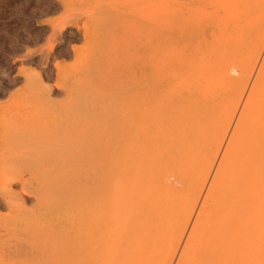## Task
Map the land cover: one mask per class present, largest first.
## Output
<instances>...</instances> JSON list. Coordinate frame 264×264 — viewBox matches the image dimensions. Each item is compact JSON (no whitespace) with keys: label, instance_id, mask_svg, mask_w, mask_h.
Returning a JSON list of instances; mask_svg holds the SVG:
<instances>
[{"label":"rangeland","instance_id":"obj_1","mask_svg":"<svg viewBox=\"0 0 264 264\" xmlns=\"http://www.w3.org/2000/svg\"><path fill=\"white\" fill-rule=\"evenodd\" d=\"M182 2L183 0H0V264H78L79 260V264H92L93 259L96 264H178L183 253L193 245L197 235L200 234L201 212L208 191L211 188L216 171L223 163L224 155L231 150L229 142L236 126L241 122V117L243 118L245 104L253 99L258 103L261 102L260 104H262L261 107L264 111V82L263 84L258 82L264 78L261 76L263 74L262 69L264 70V0H261L258 7L252 5L251 2H249L251 4L247 3L246 0H209L210 5L206 17L201 16L197 20L192 17H190V20V18L180 13ZM244 2L249 5L247 6ZM250 7L253 8L250 9ZM134 19L137 20L138 25L135 24ZM194 20H196L195 24ZM130 21H133L131 22L132 24ZM158 21L160 22L158 23ZM140 23L144 24L140 25ZM162 24L167 27L163 32L164 34L162 31L160 33ZM243 24L244 27L242 28ZM186 25L188 26L187 29L192 26L197 36L187 39V37H180L183 33H175L180 40L176 39L177 42L175 44L172 39H169L165 44L162 43L163 50L161 51L159 38H170L169 35H172L174 31L184 29ZM238 27L241 29H238ZM154 30H158L159 35L161 34L159 38L158 33L156 32V34ZM169 31L172 33L170 34ZM184 35L186 34L184 33ZM235 44L236 46L234 47ZM244 44H246V47ZM174 45H177L179 51L176 52H179L181 56L189 52L192 55L188 66L186 64L185 66L182 64L183 67L180 65L175 70L178 73L175 74L172 70L171 74H174L173 76L168 73L171 82L168 78H165V80L168 79L165 82L171 83V86H173L174 93H179L174 98V101L176 102L177 100L175 99H178V102L182 103L186 99L185 101H188L187 105L185 103L181 107L183 109L189 108L188 111L192 109L193 102L197 101L196 105H199L198 107L201 106L200 109H202V106L205 108L202 109L206 117L203 115V119L210 120L211 117H207L208 110L210 113L213 110L212 115L215 111L218 114L215 113L216 115L212 116L210 124L208 122L209 125L205 124L207 129L210 127L213 131L219 130L222 124L225 127V133L216 156L208 167L201 190L196 193L192 189L184 192H181V188L170 189L161 197H150L147 195L144 186H141L146 183L136 184V186L128 184V187H126L129 190L128 192L130 193L131 191L138 198L133 200L132 197H129L126 201H123L121 198L111 197L107 190H102L103 187H100L102 189H99V193L101 194L103 191V197H101L99 204L94 209L84 212L76 220L83 229L93 219L103 225L97 241L96 252L89 253L85 239L78 236L64 243L63 240L66 241V238L62 239L61 236L63 235L65 220L59 216V213L65 203L60 199L61 196H58L61 182L64 178H60L62 176L58 169L61 171L60 168L67 162L77 161L75 157H79V154L81 157H85L87 154L89 156L90 154L89 157H91V152L95 153L97 151L94 156L98 155L105 158L110 152L111 143L109 144V141L111 142V139H115L117 133L119 137L117 136L116 139L122 137L120 141L131 136L129 131L131 132L133 129L131 126L133 122L130 119H134L135 116L137 118V115H135L137 112L135 114L133 112L139 111L142 106L141 111H144L141 114H144L145 109L148 108L147 104L151 103L150 106H152L150 101L153 100V92L157 95L156 90L154 91L155 87L153 88V86L157 87V84L155 85L157 81L154 78L157 64L158 62L161 64L164 62V67H166V64L169 66L168 62L171 60L168 59L169 61L167 60V62L165 59L167 57L170 58L172 54L175 56L176 47ZM210 47L215 49V51L212 50L218 54L217 59H220L219 56H225L221 58L230 57L226 61H230L232 64L235 62L238 73L236 72L235 74V71H232V74L237 75L239 71H243L241 73L243 76H239L243 79L242 89L240 90L242 92H239V95L235 88L234 90L232 89L234 86L232 88L229 87L231 89H225L227 90V92L225 91L226 99H222L218 95L220 98L215 101L218 97L216 96L215 98L213 95L215 99H212V97L206 98L203 101L205 105H202V100L199 101L200 97H198L199 99H191L193 97L191 95L192 92L190 93L187 88L183 87H188L191 84L190 82H193L198 77L200 79L201 76L199 74L193 75L194 77L192 78L188 69L191 64L195 63L193 65H196L200 61L199 57H201L202 53L211 50ZM223 53L224 56L222 55ZM168 54L169 56H167ZM207 54L203 57L207 58ZM251 55H254L253 58ZM160 56L161 59L163 58L162 61L159 59ZM208 58L212 57L209 55ZM176 60H178V57ZM174 61L172 59L173 65L175 64ZM236 62L238 63L237 65ZM191 68L190 71L192 70ZM163 69L168 70L169 68ZM147 71H150V73ZM187 72L190 75L186 78ZM261 72L262 74H260ZM199 73L201 74V72ZM151 74L152 76H150ZM203 74L206 75V73ZM145 76L147 77L146 81H144ZM151 78H154V80ZM198 81L201 82L202 80ZM199 82L198 84L202 85ZM151 83H153L152 86ZM255 83L257 84L255 85ZM260 85L263 88L259 87ZM197 87H195V91H199L200 88L197 90ZM200 87L201 89L202 87L204 88V86ZM192 88H190L191 91ZM258 89L260 90L258 91ZM183 91L185 92L184 94H182ZM195 91H193V94ZM174 93H171L172 97ZM197 93L195 92L194 95L196 96ZM169 95L168 93L166 96ZM232 95L236 97L235 101L237 102L228 116L223 117L222 112H228V100L232 98ZM249 97L253 98L250 100ZM207 99H210V101L211 99L214 100V104H211L212 101L210 102ZM167 102L161 106L163 110H165L164 105L170 104V102ZM175 102L173 103L175 104ZM198 102L201 103L199 104ZM217 103L220 106L216 105ZM208 104L210 107H207ZM174 106H171L173 111L174 108H177V104ZM198 107L195 108L198 109ZM160 109H157V112ZM177 109H179L180 113L184 111H181L180 106ZM186 109L184 114L188 113ZM177 111L172 112L174 115L170 111L171 117L168 116L167 118L170 117L172 122H174L177 119L174 118ZM199 112L201 113L202 111ZM151 113L145 116H152ZM191 113L192 110L190 115H186L185 118L182 114L181 116H176L182 117V119L178 120L180 122L178 128L173 125L176 131L175 129L173 130L175 133L177 132V135H180L183 131L185 132V130L187 131V129L190 130L187 126H183L184 129L181 131L179 127L182 128L183 124L181 122L184 119L187 120L188 116L198 114L196 112L194 114V110ZM139 114L138 119L141 115ZM131 115L132 117L130 118ZM165 115L169 114L166 112ZM161 117L160 119L164 120L166 116L164 117L163 115L164 118ZM262 117V120H264V115ZM157 118L158 116L156 117V122ZM165 120L163 122L171 121L170 119ZM224 120L225 122H223ZM137 121L140 123L139 120ZM151 121L150 117L148 122ZM161 121L159 126L164 124ZM260 122L264 125V122ZM151 123L154 122L152 121ZM170 123L169 125L171 126L172 123ZM152 125L157 130V125ZM166 125L168 124L165 123L164 126H161L163 129L157 126L159 134L161 132V134L167 135L168 132L173 131L172 129L167 131L168 128L165 130ZM135 126L137 125L135 124ZM131 127L132 129H130ZM211 129L212 133H209L210 131L208 133L214 136L215 133L213 134ZM149 130L154 132L152 128ZM150 133L152 132L150 131ZM173 135L171 134L170 137H173ZM72 136L77 139L80 136L83 144L80 145V150L77 148L81 151L78 154L75 150H71L74 147H70L71 155L68 157L71 158H67L66 154L68 151L63 152L59 149V145ZM148 138L150 137L148 136ZM176 138L175 140H180L179 137ZM26 139L29 141L39 139L40 142L38 143L41 146H37L39 145L36 142L37 140L34 141L37 145L25 144L23 141ZM157 139H159L158 142H165L164 144L159 142L164 147L161 150V147H158L160 144L156 145L155 152L159 150L158 152L162 154L163 150H165L163 152L165 154L166 150L171 149V145L165 148V143H168L167 141L169 140H163L161 137ZM175 140L171 138L169 143ZM93 144H96L95 148ZM107 144H109V151L107 150ZM171 144L173 147L177 145ZM58 149L63 153L61 152L60 154ZM155 152L153 157L156 155V158L158 155L160 157V154H155ZM98 156L97 158H99ZM61 158L62 160H60ZM144 159H147V157ZM138 160H132L131 164L133 162L137 164ZM101 161L103 162L100 163L102 168H107L106 161L104 159ZM141 161L144 163L143 159ZM175 161H172L173 165L178 162ZM61 162L63 165H61ZM182 162L184 161L182 160ZM187 162L183 164L188 166L190 163L188 162V164ZM59 163L60 165H58ZM105 164L106 166H104ZM173 165L169 166L178 175L177 167H173ZM139 166L141 167V165ZM180 166L184 167L186 165ZM102 168L101 171L106 170V168ZM134 169L136 170V168ZM82 170H84V172L81 171L82 175L88 171L85 167ZM98 170L100 169L96 168V171ZM77 171L79 172V170ZM166 171V169L165 171H160L157 168L149 174L150 176L153 175L156 181H158L157 178L159 177V180L161 178V180H165L168 176ZM55 172L59 174L55 175ZM105 172H100L102 178ZM170 172L169 179L176 175L172 173L173 175L171 176ZM195 172L197 174L196 170ZM156 173L158 174L155 175ZM100 174L98 172V175ZM76 176H74V180ZM79 176L77 178L78 181H81V179L83 181L81 177L84 176ZM153 176H151L152 179ZM176 178L175 181L172 178L175 183H177ZM155 179L149 181L150 184L151 182L153 184ZM119 180L122 179L120 178ZM148 180L151 179L149 178ZM47 185H51V187L48 188ZM126 192V190L121 191L120 195L124 197ZM41 194L42 196H40ZM80 200L79 198L77 201ZM66 206L68 205L66 204ZM185 211L186 217L182 218ZM71 222L73 220L68 219L66 223L69 225ZM250 230L247 233L253 234L254 231L251 230L252 232H250ZM247 233L246 235L250 237ZM68 246L81 249L78 260L77 255H70L69 251L71 248L67 249ZM165 246H169L170 249L166 254H163V247ZM199 250L195 249L190 254L187 264H205L203 249L199 248ZM251 258H249L250 263L253 262Z\"/></svg>","mask_w":264,"mask_h":264},{"label":"bare ground","instance_id":"obj_2","mask_svg":"<svg viewBox=\"0 0 264 264\" xmlns=\"http://www.w3.org/2000/svg\"><path fill=\"white\" fill-rule=\"evenodd\" d=\"M185 1L186 2L184 3V0H183L182 6L180 5L181 6V8H180L181 12L180 13H182V15L186 16L187 18H190V17H192L194 19L196 18V20H197V18L198 19L201 18V16L206 17V13H207L208 7L210 5L209 0H208V2H207V0H188V1L185 0ZM246 2L247 3L251 2L252 5H254L255 7L256 6L258 7L259 6L258 4L261 2V0H248V1L246 0ZM251 3H249V4H251ZM244 4H246V3L244 2ZM224 5H226V4H224ZM252 8L250 7V9H252ZM198 16H200V17H198ZM129 20H131V19L129 18ZM190 20H191V18H190ZM190 20H188V21L190 22ZM196 20H194V24H195ZM105 21H104V23H105ZM134 21H135V24L138 23V22H136L137 20L134 19ZM242 21H245V20H242ZM131 22H133V21H130V23ZM159 22L160 21H158V23ZM161 23H162V21H161ZM143 24L140 23V25H143ZM106 25H108V24H106ZM187 27L188 26L186 25V27L184 29H180L176 32L174 31L173 33L171 31H169L170 34L172 33V35H169L170 38L166 37L167 39L165 37L159 38L161 36V34L159 35L158 30H154L155 33L156 32L158 33V34L157 33L156 34L158 35V38L160 39L159 46H160L161 51L163 50L162 49L163 48L162 43H164V44L167 43V41L169 39L170 40L172 39L173 42L175 41L174 44L177 42V40L179 39V36H177V34H175V33H178V32L183 33V34H181L180 37L181 38L187 37V39H192L193 36L194 37L197 36L195 34L192 26H191L192 29L191 28L187 29ZM243 27H244V24H243L242 28ZM239 28L240 27H238V29ZM166 29H167V27H165L163 25L162 27H160V33H161V31L163 33ZM224 32H225V30H224ZM180 33H178V34H180ZM184 33L186 35H184ZM187 34H191V35L187 36ZM165 40H166V42H165ZM242 41H243V38H242ZM229 45H228V47H229ZM239 45H240V42H239ZM245 45L246 44H244V46ZM235 46H236V44L234 45V47ZM175 47H174L176 49V50L174 49L175 52L179 51L177 49V45ZM210 49H211V50H209L210 52L208 51L209 54H207L208 52H205V53H202V55H201V57H203V56H205V54H207V58L203 57V59H201V57H199L200 61H198L196 63V65L198 64L197 66L193 65L195 63L190 65V67H192L191 69L193 70V71L192 70L191 71L194 72L193 74L190 71V67L188 69V72H190L192 78L199 74L201 76L200 79L198 77L193 82H190L191 84L188 87H183V88H187L190 91V93L192 92L191 95H193V97L191 99H196V98L200 97L199 101L202 100L201 101L202 103L200 102L202 105L204 104L203 103L204 99L209 98V97L210 98L212 97V99H215L216 96L218 97V95H219L222 97V99H226L225 98V91L227 92V90H225V89L228 88V90H229L233 86L234 87L232 89L234 90V88H235V91H238L237 93L239 95L242 92L240 90L242 89L243 79L239 76L242 75L241 73L243 71H239V74H237V75L232 74V71L233 72L235 71V74H236V72L238 73V71H236L238 69L235 67V62H234V64H232V62L226 61V59H229L230 57L222 59L225 57L224 56L225 52L222 54L224 57L219 56L220 59H217L218 54H216V52H214L215 49H213L211 47H210ZM236 49H237V47H236ZM253 49L251 50V52L253 51ZM233 52H235V51H233ZM237 53H238V51H237ZM188 54H186L187 56L185 54H182V56H181L179 52H176L175 56L172 54V56L170 57L171 59L169 57H167L165 59L166 61L168 59L171 60V61L168 60L169 62L167 61L169 66H167V64H166V67L169 68L168 70L166 69V67H164L165 66L164 62H162V64L160 62H158L157 68H156L157 71H155V77H154L155 80L157 81L155 83V85L157 84V87L153 86V88L154 87L156 88V89L154 88V91L156 90L158 96L155 95V92H153V95L155 96V98L153 96V100L150 101V102H152V106H150L151 103L147 104L148 108L147 109L144 108L146 110L144 112V114L143 113L141 114V112L144 111V110L141 111V109H142V106H141V109H139V111L137 110V111L133 112L134 114L137 112V114H135V115H137V118H135L136 117L135 115H133V116H135L134 119L131 118L132 115L130 116V118H131L130 120L133 122L132 123L130 121L132 123L131 126L133 127V129L131 127L130 129H132V130H131V132L129 131V133L131 134L132 137L128 136L124 140L120 141V138H122V137H120L119 139H116L118 136L117 135L118 133H117L115 139H111V142L109 141V144L111 143L110 147H109V144H107L108 145L107 150L109 147L110 152H108L109 150L107 151L108 154L106 153L107 155L106 154H105L106 156L104 155L105 158L104 157L102 158V156L99 157L97 155L100 159L102 158L106 161L107 168L106 167L105 168L107 171L106 170L101 171L102 166L100 165V163L102 162L101 161L102 159L100 160L99 158H97V156H94V154H96L97 151L95 153L91 152V157H89L90 154H89V156L87 154L85 157H81L79 154V157H75L77 161L73 160L74 162L73 161L70 163L67 162L64 166H62L60 168L61 171H59V169H58V172H60V174L62 176L60 178L61 179L66 178L65 180L63 179V181L61 182V188L59 190L60 192L58 193V196H61V198L60 197L59 198L62 200V202L65 203V206L61 207V210L59 213V216L64 218V220H65V226H64L63 231H62L63 237L61 236L62 239L66 238V241L63 240L64 243H66L69 240H72L78 236V237L85 239V242L87 244V250L89 251V253L90 252L91 253L96 252L97 241H98L99 235L102 231L103 225L97 223L93 219L92 222L90 224H87L85 229H83L82 226L79 225L80 223H77L76 220L79 217H81V215L84 212L94 209L99 204L101 197H103V194H102L103 191L101 192V194L99 193V189H102L100 187H103L102 190H107L109 192L108 194L111 197H113V196L118 197V198H121L123 201H126L129 197H132L133 200H137V198H138L137 195H135L134 193H131V191H130V193L128 192L129 190L126 188V187H128V184L129 185L134 184L136 186V184L139 185L141 183H146V184L148 183L147 185L142 184L141 186L142 187L144 186V188L147 191V195L150 197H161L167 190H170V189L176 190L178 188L179 189L181 188L180 189L181 192L192 189L196 193H198L201 190V187H202L201 185H202L204 179L206 178L208 167L211 164V162L214 160L216 153H217V150L219 148V145L221 143V140L223 138V135L225 133V129H224L225 127H223L222 126L223 124L221 123L222 125H220L221 128H219V130L216 129L215 131H213V129H211L210 127H208V129H207L206 125L210 124L211 118H212V116L214 117V114L216 113V111L212 115L213 107L211 105V107H212V109H211L212 111L210 110L211 113L209 112V110L207 111L208 112L207 117L208 118L211 117V118L209 121H208V119L205 120L206 117H205L204 111L202 110L205 108H203V106H202V109H200L201 106L198 107L199 105H196V102H197L196 101L195 103L193 102V104H192L193 107L191 110H192V113L194 110V114H196V113H198V114L193 115L191 113L192 115L188 116L189 118H187V120L184 119L183 122H181V124H183L182 128L179 127V130H181V131H182V129H184L183 126H187L190 130L187 129V131L186 130H185V132L183 131L184 133L182 132V133H180V135H177V132L175 133V131H176L175 127L177 126L176 128H178V126H180V122L178 120L182 119V117H176V116H181V114H182V116L185 118L186 115H190L191 110L188 111L189 108L183 109L181 107L185 103H186L185 105H187L188 101L186 102L185 101L186 99H184V101H182V103L180 102L181 104L178 102V99H175V100H177L176 102H178V103H176L174 101V98H176L179 95V93H177V94H176V92L174 93V89L172 88L173 86H171V83L168 84L165 81H167L169 79L171 82V78H169V75L173 76L175 73H178V71L175 72L177 67H180V65L182 66V64L184 66H185V64H186V66L189 65V63L191 62L190 60H191L192 55H191V53L189 55ZM235 54H233V55L235 56ZM255 54H256V52H255ZM209 55L212 58L209 59L208 58ZM161 56L159 59L162 61L163 58L161 59ZM167 56H169V54ZM253 56H252V58H253ZM177 57H178V60H176ZM236 57H238V55H236ZM249 58H250V56H249ZM252 58H250V59H252ZM172 59L175 60L174 65H173ZM195 61H197V60H195ZM182 62H184V63H182ZM163 63H164V66H163ZM159 64H161V65L159 66ZM237 64L238 63L236 62V65ZM171 65H173L174 67ZM162 68H165L166 70H164V69L162 70ZM172 70H173L174 74H171ZM195 70H197V71L195 72ZM198 70H199V72H201V74L198 72ZM163 71H164V73H163ZM165 71H166V73H165ZM167 71H169V72H167ZM183 71H185V70H183ZM147 72L150 73V71H147ZM147 72H146V74H147ZM188 72H187L186 78L190 75ZM262 72H263V74H262ZM262 72L260 74H262L261 76L264 77V70L263 69H262ZM168 73H169V75H168ZM195 73H197V74H195ZM203 73H206V75ZM150 76H152V74ZM208 76H209V78H208ZM146 78L147 77L145 76L144 81H146ZM154 78L153 79L151 78V79L154 80ZM165 78H168V79L165 80ZM198 80H202L205 83L202 81L199 82ZM198 82L201 83L202 85L198 84ZM258 82L263 84L264 78H263V80H260ZM256 84L257 83H255V85ZM152 85H153V83H151V86ZM169 85H170V87H169ZM197 85H198V87H197ZM194 86L197 87V90L200 88L199 89L200 92L195 91L196 88ZM200 86H204V88L202 87L203 90L201 89ZM214 86H216V87L214 88ZM229 87H231V88H229ZM256 87L258 88V86H256ZM259 87L263 88V86H261V85ZM190 88H192V91ZM259 90L260 89H258V91ZM184 91H185V89H184ZM184 91L182 94L185 93ZM193 91L198 92L196 94L197 97L194 95L195 92L193 94ZM216 92H218L219 94L217 93V95H216ZM168 93L170 94L169 96H171V97H172L171 93H174V95L175 94L176 95H175V97L173 95L172 98L171 97L168 98L169 96H166V95H168ZM186 94H187V92H186ZM253 94H254V91H253ZM191 95H188V96H191ZM213 95L215 96V98H213L214 97ZM233 95L231 96L232 98L230 100H228V102H229L228 106H227L228 112H226V113L222 112L223 117L224 116L227 117L229 112L234 109L235 103L237 101H235L236 97ZM183 96H185V95H183ZM183 96H182V98H183ZM166 97H167V99H166ZM219 98L220 97L216 98L215 101L219 100ZM252 98H250V100ZM263 98H264V96H263ZM159 99H161V100H159ZM163 99H166L168 102L166 100H163ZM170 99H173V100H170ZM212 99H211L212 102L210 101V99L209 100L207 99V100L210 101L212 104L214 101ZM222 99H221V102H222ZM154 100H156V101H154ZM255 100H256V98H255ZM162 101H164V102H162ZM189 101H190V99H189ZM165 102H167V103L170 102V104L172 103L171 105L166 103L167 105L170 106V108H169V106L166 107L167 105H164V109L166 111L163 110V108L161 107L163 104H165ZM173 102H175V104ZM224 102H226V101H224ZM260 103H258L257 101H254L252 99V101H247V104H245V109H244V112L242 115L243 118L241 117V119H240L241 122L240 121H239L240 123L238 122L239 124L236 126V128L233 132V135L230 139V142H229V148L231 150L229 152L227 151L228 153H226L224 155L223 163L219 166L218 170L216 171L214 180L211 184V188L208 191L207 198L204 202V206H203V210L201 212V218H200V234L197 235L193 245L191 247L187 248L185 253H183L178 264H187V261L189 260L190 254L193 253L195 249H197V251H200L199 248L203 249L205 264H264V125H262L260 122V121H262V123L264 122V120H262V118H263L262 116L264 115V111L262 110V107H261L262 104H260ZM176 104H177V106H176L177 108L180 106V109L182 108L181 111L182 110L185 111V109H186V111H188V113L184 114V111L180 113L179 109L174 108V111L178 110L177 113H175L176 116H174V118H177V119L174 122H172V120L170 118L171 113L174 112L172 110L173 109L172 107ZM209 104L207 107H210ZM216 105H219V104L217 103ZM155 107H156V109H155ZM195 107H198V109ZM148 109H151V110H148ZM157 109H160V110H158L159 112H157ZM161 110H162V112H160ZM195 110H197V111H195ZM198 110L202 111L201 112L202 114ZM170 111H171V113H169ZM139 112L141 115L139 114ZM147 112L148 113L152 112L154 114L151 113L152 116L149 115L147 117V116H145L146 114H148ZM166 112L169 115H165ZM161 113H163L162 117H163V115H164V117L166 116L165 119L168 116H170L169 118H167L166 120L164 119V120L167 121L170 119L171 120L170 122L172 124L169 121L163 122L164 120L160 119ZM138 114L140 115L139 119H138ZM172 114L174 115V113H172ZM203 115L205 117L204 119H203ZM209 115H211V116H209ZM157 116L160 119V121L162 120L161 122L164 123V124L161 123L163 126L165 125V123L168 124L165 126L166 128H164L165 130H167V128H168L167 131H170L171 129L172 130L175 129V131L173 130L174 132L170 131V133L172 132L171 133L172 135H173V133H175L173 135V137H170L171 134L169 132L167 133V135L165 134L166 136L164 135V133H162V134H161V132H160V134L158 133L159 131H157L158 130L157 126H159L160 121L157 118V122L159 121V123L157 124V122H156ZM150 117L154 123H151L152 121L148 122ZM223 117L221 116V118H223ZM137 120H139L140 123ZM145 121H147V123H145ZM176 121H178L179 123ZM168 122L171 124V126L169 125ZM208 122H209V124H208ZM223 122H225V120ZM226 122H228V121H226ZM213 123H214V121H213ZM135 124L137 126H135ZM152 124L157 125L156 126L157 130L155 129V126ZM214 124H216V123H214ZM162 125H160L159 127H161ZM150 127L154 130V132L152 130H149V129H151ZM222 127H223V129H222ZM137 128H139V129H137ZM196 128H199V129L196 130ZM209 128L213 131V134L215 133L216 135L215 134H214V136L210 135L209 133H212V132L210 131ZM137 130H139V131H137ZM147 131H149V132H147ZM150 131L152 133H150ZM115 132H116V130H115ZM153 133L155 134V136ZM156 133H157V135H156ZM146 135H148L151 139H152V136L154 138L151 140ZM175 135L180 138L179 141L175 140V138H176ZM83 136H84V134H83ZM159 137L163 138V140L167 139L169 141L171 140V138H173L177 142L171 141L169 143V141L166 140L169 143V145H168V143H165V148L169 147L171 145L170 146L171 149L166 150L165 154L163 153L165 150H163V152L161 154V152H158L159 150L157 152H155V148H157L156 145L160 144L159 142H162L163 144L165 142V141L164 142L163 141L158 142L159 139L156 140V138H159ZM78 138L79 139L73 138V136H72L67 141H63L64 143H62V144L60 143L59 149H61L63 152L68 151V153L66 152L67 158H71V157H68L69 155H71L70 154V152H71L70 147H74V149L72 148L71 150H75V152H77V154H78V152H81V151H79L80 150L79 147H80V145L83 144V142H82L80 136ZM36 140L37 139H35V140L32 139L29 141L26 139L23 142L25 144L29 143V144H32L34 146V144H36L34 141H36ZM156 141H157V143H156ZM36 142L37 143L40 142L39 139ZM43 142H46V141H43ZM178 142H179V144H178ZM171 143H174V145H176V144L177 145L173 147V145ZM161 144H160V146L158 145V147L159 148L161 147L160 149L162 150V147H164V146H161ZM95 145L96 144H93V147ZM37 146H41V145L39 144ZM42 146H43V144H42ZM179 146H181V147H179ZM63 148H64V150H63ZM66 148H68V150H66ZM77 148H79V150ZM94 148H93V150L95 151ZM59 149H58V151L61 154L62 151L60 152ZM170 150H171V152H170ZM53 152H54V149H53ZM154 152H155V154L156 153L160 154V157H159V155L157 158H156L157 155L156 156L154 155L155 157H153ZM147 153H150V154H147ZM55 154H57V153H55ZM74 154H76V153H74ZM146 157H147V159H144ZM138 158H139V160H138ZM140 158H142L144 160V163H143V161H141L142 159H140ZM154 158H155V160H154ZM134 159H135V161L138 160L137 164L134 162L131 164L132 160L134 161ZM152 159H153V161H152ZM186 159L190 164L186 161ZM60 160H62V158ZM145 160H147V161H145ZM174 160H176L175 162H177V161L178 162L181 161V162L180 163L177 162L178 164L176 163L175 164L176 166H175V165H173L174 163H172V161H174ZM182 160L184 162H187L190 166L189 165L187 166V164H183L184 162H182ZM140 161L142 162V164ZM62 162H61V165H63ZM106 164L104 166H106ZM171 164L173 165V167H177L176 170H178V175L176 174V172H173L172 167L170 168V166H172ZM58 165H60V163ZM139 165H141V167ZM180 165H186L187 167L186 166L183 167ZM132 166H134V167L132 168ZM163 166H165L166 168ZM84 167L87 168L88 171H86V173H84V175H82L81 171L84 172V170H82V169H84ZM96 168H99L100 170L96 171ZM105 168H102V169H105ZM134 168H136V170ZM157 168H159L160 171H165V169H166L167 170L166 173L168 172L167 173L168 176H169L170 171H171L170 172L171 176L173 174H176V175L172 176V178L175 181V178L177 177L176 179H177L178 184L175 183L174 181H172L171 177H170L171 179H169L168 176H167L168 181H167V177H166V179L164 178L165 180H161L162 178L159 180L160 177L159 178L156 177L158 179V181H156L155 177L153 175H151V176H153V179H152L150 176V174H151L150 172H152V170L154 171ZM169 168H170V170H168ZM161 169H164V170H161ZM77 170H79V172ZM195 170L197 171V174H196ZM98 172H99V174H100V172H105L107 174L104 175L105 174L104 173L103 174L104 177L102 178V175L101 174L98 175ZM57 173L55 172V175ZM74 174L77 175L75 180H74V178H75ZM79 174H81L80 176H84V177H81V178H83V181L80 178L81 181L83 182V184L81 181H78V179H77ZM157 174L158 173H156L155 175H157ZM85 175H87V176H85ZM146 176L147 177L149 176V178L151 180H148L149 178H147ZM117 178H119V179L121 178L122 180H119ZM145 178H146V180H145ZM154 179H155V182H153V184L151 182V184H150L149 181H152ZM128 180H129V182H128ZM134 180H136V181H134ZM144 180H145V182H144ZM120 181H121V183H120ZM79 182H81V183L79 184ZM84 182H85V184H84ZM126 184H127V186H125ZM50 187H51V185L48 186V188H50ZM124 190H126L127 192H126L125 196L122 197L120 195V193H121V191H124ZM52 192H55V191H52ZM56 194H57V191H56ZM40 196H42V194ZM44 196H45V194H44ZM79 198L83 201H81V200H80L81 202L77 201V200H79ZM66 204L68 206H66ZM184 217H186V211L182 215V218H184ZM68 219L73 220V222H71L69 225H67V223H66ZM169 221H171V220H169ZM250 229L252 231H254L253 234L249 233V232L247 233V231H249ZM251 230H250V232H252ZM246 233L248 235H250V237L247 236ZM66 246H67V244H66ZM72 248H74V247H71V246L67 247V249H70V251H69L70 255L71 254H73V256L77 255V260H78V257L81 254V249H79V247H75L74 249H72ZM169 249H170L169 246L163 247V254H166L169 251ZM250 257H252L251 259L253 260V262H251V263L249 261ZM79 263H80V260L78 261V264ZM91 263L96 264V261L93 259Z\"/></svg>","mask_w":264,"mask_h":264}]
</instances>
